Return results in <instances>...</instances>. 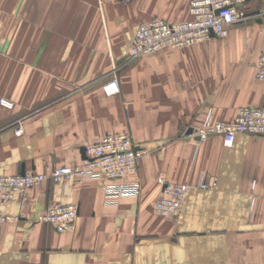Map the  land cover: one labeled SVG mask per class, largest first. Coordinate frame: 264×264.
Wrapping results in <instances>:
<instances>
[{"label":"crops","instance_id":"0c3cea01","mask_svg":"<svg viewBox=\"0 0 264 264\" xmlns=\"http://www.w3.org/2000/svg\"><path fill=\"white\" fill-rule=\"evenodd\" d=\"M190 0H0V174L73 166L85 147L126 132L146 154L136 198L107 205L110 181H44L3 212L0 264H264V135L239 133L231 148L188 130L264 108L256 61L264 53V0L223 38L127 61L137 27L189 19ZM116 77L119 92L103 83ZM21 127L22 133L15 134ZM159 179L190 185L179 213L152 210ZM206 181L210 189L195 185ZM51 203L77 207L75 230L37 218Z\"/></svg>","mask_w":264,"mask_h":264},{"label":"built area","instance_id":"2783aa9c","mask_svg":"<svg viewBox=\"0 0 264 264\" xmlns=\"http://www.w3.org/2000/svg\"><path fill=\"white\" fill-rule=\"evenodd\" d=\"M129 2L130 0H125ZM246 0H190L189 19L183 22L170 23L161 19H152L141 23L134 34L127 61L150 55L161 49H181L199 44L211 34L223 38L228 29L245 21L249 16L239 9ZM256 79L264 81V53L256 61ZM102 90L106 95L119 92L116 77L105 82ZM0 105L10 109V101L0 99ZM22 133L18 127L15 134ZM239 133L264 135V108L245 107L237 111L233 120H206L201 126L193 129L188 136L204 142L210 137H220L223 147L231 148ZM85 158L73 166H61L41 173L24 175L0 174V227L9 222H17L20 215H9L3 207L19 197L22 210L27 205L26 191L39 187L44 181L60 182L67 179L96 180L104 177L110 181L103 193L104 203L116 205L123 198H136L140 193L137 182L124 183L123 178L135 175L140 159L147 153L137 146L126 132L107 134L85 147ZM160 196L153 203L152 210L159 216L171 217L179 213L183 201L192 190L190 185L172 184L159 179ZM211 184L203 181L195 188L207 190ZM77 207L72 204H49L37 218V222L52 227L57 233L72 232L76 227Z\"/></svg>","mask_w":264,"mask_h":264},{"label":"water","instance_id":"95a60500","mask_svg":"<svg viewBox=\"0 0 264 264\" xmlns=\"http://www.w3.org/2000/svg\"><path fill=\"white\" fill-rule=\"evenodd\" d=\"M211 36H214L213 34H211ZM191 132H192V130L190 129V130H188V134H191Z\"/></svg>","mask_w":264,"mask_h":264},{"label":"rangeland","instance_id":"374dc122","mask_svg":"<svg viewBox=\"0 0 264 264\" xmlns=\"http://www.w3.org/2000/svg\"><path fill=\"white\" fill-rule=\"evenodd\" d=\"M104 84V83H103ZM103 86V85H102Z\"/></svg>","mask_w":264,"mask_h":264}]
</instances>
